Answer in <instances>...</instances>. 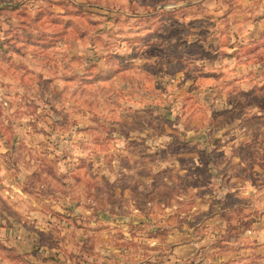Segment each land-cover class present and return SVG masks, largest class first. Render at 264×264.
Segmentation results:
<instances>
[{"label":"rangeland","instance_id":"1","mask_svg":"<svg viewBox=\"0 0 264 264\" xmlns=\"http://www.w3.org/2000/svg\"><path fill=\"white\" fill-rule=\"evenodd\" d=\"M0 227L18 264H264V0H0Z\"/></svg>","mask_w":264,"mask_h":264},{"label":"crops","instance_id":"2","mask_svg":"<svg viewBox=\"0 0 264 264\" xmlns=\"http://www.w3.org/2000/svg\"><path fill=\"white\" fill-rule=\"evenodd\" d=\"M224 219H221L223 221ZM225 226V225H224ZM218 231V230H216ZM223 232V231H221ZM217 232V236H220ZM28 233V234H27ZM257 236V235H256ZM25 238V239H24ZM36 238L34 232H26L24 233L23 230L19 229H4L0 227V242L4 243L7 246L0 244V264H18L22 257L28 259L30 256L34 257L36 252L31 245H26V242L33 241ZM34 243V242H33ZM34 246V245H33ZM35 248V247H34ZM220 249V251H218ZM4 250L10 251L13 255L18 257L17 259L8 260L4 255ZM31 250V251H30ZM242 250H246L248 254L253 253V249L251 248H242ZM242 250L240 251L242 253ZM55 251H58L55 249ZM199 252H203L204 255L207 257L203 258L202 253L199 255ZM211 253H216L219 258L214 257ZM20 256V257H19ZM110 257V256H108ZM246 260L240 259L239 256L231 254L228 250L221 249V247H212L206 250L200 247L197 239H189L187 242H183L178 244L174 247L171 254L167 257L166 261L164 260H156L155 262L149 263L147 261L139 260L131 263L125 262V264H245ZM30 264H73V262L62 256V254H57L56 252L52 251L50 258L46 259H36L35 262L33 261ZM77 264H116L111 262L109 259L100 260L98 257L94 259H90L89 261H81ZM124 264V263H120Z\"/></svg>","mask_w":264,"mask_h":264}]
</instances>
